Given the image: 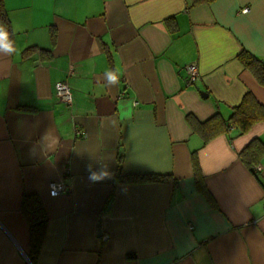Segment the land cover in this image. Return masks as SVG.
Returning <instances> with one entry per match:
<instances>
[{
	"label": "crops",
	"instance_id": "0c3cea01",
	"mask_svg": "<svg viewBox=\"0 0 264 264\" xmlns=\"http://www.w3.org/2000/svg\"><path fill=\"white\" fill-rule=\"evenodd\" d=\"M3 1L15 51L0 50V264H32L25 193L47 215L35 264H264V156L256 174L239 158L264 120L202 144L185 117L226 119L246 92L264 105L238 59L264 62V0ZM88 164L111 178L91 183Z\"/></svg>",
	"mask_w": 264,
	"mask_h": 264
},
{
	"label": "trees",
	"instance_id": "16d2710c",
	"mask_svg": "<svg viewBox=\"0 0 264 264\" xmlns=\"http://www.w3.org/2000/svg\"><path fill=\"white\" fill-rule=\"evenodd\" d=\"M210 1L212 0H192L193 4ZM0 24L6 27L10 37L12 33L11 23L3 0H0ZM238 59L251 71L259 84L264 85V63L246 50H242L238 54ZM185 117L192 131L199 134L202 138V144H205L213 137L222 133H229L231 130H236L238 134L246 133L256 122L264 120V105L260 104L250 92H246L239 104L231 108L226 119L219 113H215L204 121L197 120L192 114H186ZM262 156H264V142L257 138L252 139L239 152L240 160L254 174H256V165ZM121 161L122 155H119L118 170ZM192 162L195 185L210 200L209 193L203 183L195 151L192 152ZM125 177L134 181H168L171 179L170 176L161 174H134ZM20 207L29 226V252L27 256L29 261L35 264L46 230L47 215L39 197L34 193L23 194Z\"/></svg>",
	"mask_w": 264,
	"mask_h": 264
},
{
	"label": "built area",
	"instance_id": "2783aa9c",
	"mask_svg": "<svg viewBox=\"0 0 264 264\" xmlns=\"http://www.w3.org/2000/svg\"><path fill=\"white\" fill-rule=\"evenodd\" d=\"M248 7L241 8L240 12L247 13ZM187 79L190 83L194 82L199 75L198 67L195 63H190L186 65ZM55 95L59 101L65 104L67 107L72 105V94L69 87V84L66 80H61L55 84ZM85 136V135H84ZM55 185V188L52 186ZM67 190V185L63 181L53 182L50 184L49 192L53 195V191L57 194L65 192ZM56 194V195H57Z\"/></svg>",
	"mask_w": 264,
	"mask_h": 264
},
{
	"label": "clouds",
	"instance_id": "9594fccd",
	"mask_svg": "<svg viewBox=\"0 0 264 264\" xmlns=\"http://www.w3.org/2000/svg\"><path fill=\"white\" fill-rule=\"evenodd\" d=\"M0 50L6 51L10 54L15 51V49L12 46V43L9 41V33L3 24H0ZM108 77L110 83L115 82L117 80V76L112 73H109ZM87 171H88V180L91 183H97L105 179L111 178V173L107 170L106 165L101 166L99 170H93L92 164H88ZM52 187L55 188V185H53ZM52 194L56 195L57 193L53 191Z\"/></svg>",
	"mask_w": 264,
	"mask_h": 264
},
{
	"label": "water",
	"instance_id": "95a60500",
	"mask_svg": "<svg viewBox=\"0 0 264 264\" xmlns=\"http://www.w3.org/2000/svg\"><path fill=\"white\" fill-rule=\"evenodd\" d=\"M262 63H264V62H262ZM203 93H204V92L202 91L201 94H203ZM204 95H205V94H204Z\"/></svg>",
	"mask_w": 264,
	"mask_h": 264
}]
</instances>
